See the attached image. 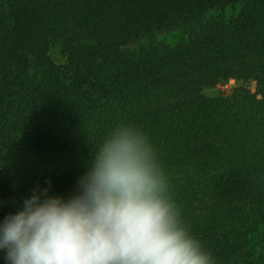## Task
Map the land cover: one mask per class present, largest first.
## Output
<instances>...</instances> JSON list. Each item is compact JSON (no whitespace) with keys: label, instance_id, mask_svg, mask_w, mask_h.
<instances>
[{"label":"trees","instance_id":"16d2710c","mask_svg":"<svg viewBox=\"0 0 264 264\" xmlns=\"http://www.w3.org/2000/svg\"><path fill=\"white\" fill-rule=\"evenodd\" d=\"M120 124L146 135L214 264H264V0H0V223L37 189L76 195Z\"/></svg>","mask_w":264,"mask_h":264},{"label":"clouds","instance_id":"9594fccd","mask_svg":"<svg viewBox=\"0 0 264 264\" xmlns=\"http://www.w3.org/2000/svg\"><path fill=\"white\" fill-rule=\"evenodd\" d=\"M0 250L8 264H214L148 138L124 124L92 154L76 195L37 189L0 223Z\"/></svg>","mask_w":264,"mask_h":264},{"label":"rangeland","instance_id":"374dc122","mask_svg":"<svg viewBox=\"0 0 264 264\" xmlns=\"http://www.w3.org/2000/svg\"><path fill=\"white\" fill-rule=\"evenodd\" d=\"M239 8H228L224 11H214L206 14V19H217V18H223L226 20L231 19L234 17L238 12ZM181 37V32L179 31H174L171 33H166L164 35H161L158 38V41L166 43L168 45H175L176 42L179 40ZM49 55L52 59V61L56 65H64L67 62V55L64 53L60 43H53L51 47L49 48ZM251 85H249L250 87ZM236 87L235 81H230L229 83L220 86L219 88L216 89H208L203 91V94L207 97L210 98H215L219 97L221 95H227L229 94L234 88ZM252 90H254L252 87H250Z\"/></svg>","mask_w":264,"mask_h":264}]
</instances>
